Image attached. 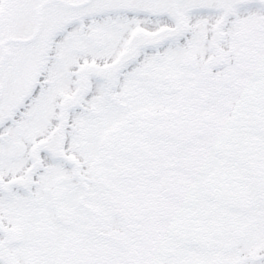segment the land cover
Wrapping results in <instances>:
<instances>
[{"label": "snow or ice", "instance_id": "snow-or-ice-1", "mask_svg": "<svg viewBox=\"0 0 264 264\" xmlns=\"http://www.w3.org/2000/svg\"><path fill=\"white\" fill-rule=\"evenodd\" d=\"M0 264H264V0H0Z\"/></svg>", "mask_w": 264, "mask_h": 264}]
</instances>
